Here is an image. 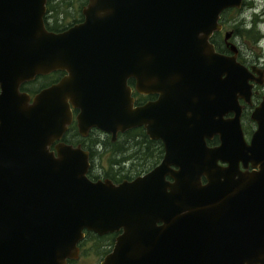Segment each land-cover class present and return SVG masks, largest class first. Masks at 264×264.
Listing matches in <instances>:
<instances>
[{"label":"water","instance_id":"water-1","mask_svg":"<svg viewBox=\"0 0 264 264\" xmlns=\"http://www.w3.org/2000/svg\"><path fill=\"white\" fill-rule=\"evenodd\" d=\"M86 1L80 21L52 31L46 0H0V264H62L83 230H121L100 264H264V176L229 189L215 158L231 157L230 137L203 144L238 126L237 74L207 36L241 0ZM57 69L32 95L20 89ZM128 77L157 99L132 105ZM73 108L82 134L142 124L163 141L160 161L118 183L89 179L86 151L60 140ZM253 116L249 147L264 131Z\"/></svg>","mask_w":264,"mask_h":264},{"label":"flooded vegetation","instance_id":"flooded-vegetation-1","mask_svg":"<svg viewBox=\"0 0 264 264\" xmlns=\"http://www.w3.org/2000/svg\"><path fill=\"white\" fill-rule=\"evenodd\" d=\"M243 4L244 0H241L239 8L231 7L221 11L216 19L218 27L213 29L209 36H207V43L211 45L213 52L225 56L226 60L232 63L231 67L233 72L237 74L236 76L240 83L237 84L235 82L228 85L231 89V95L236 99V105L238 106V126L226 131H215L208 136H203V144L208 148L219 146L221 137H230L228 138L230 139L228 142H230V145L233 144V149L228 151V154L231 157L229 158L227 154L220 150L215 158V163L221 170L220 174L217 175V180L229 189L233 187L235 181L238 182L237 178L239 175L264 176V131L249 147L251 137L258 125L253 113L264 120V14H250L249 20L246 19V14H224L228 10L243 8ZM72 15L75 16L76 14ZM70 19L72 20V17ZM45 20L47 23L49 22L47 19ZM71 20L64 21L63 25L68 26L75 22L70 23ZM78 21L80 20L78 19ZM63 73L64 71L61 72L60 76ZM53 81L49 80L41 87ZM126 84L129 86L130 95L133 98L132 105H142L147 101L157 99L159 96V91L147 83L139 84L138 88L140 90L135 88V78L133 77H128ZM29 94L32 95L33 93L29 92ZM77 111V108L72 109V119L63 131L60 140L73 146H79L86 151L88 165L85 174L89 179H108L112 183H118L147 171L160 161L164 152L163 141L159 137H150L142 124L121 131L117 130L113 138L110 132L100 130L94 126L89 127L82 134L78 131L74 119ZM233 115L234 111L227 110L222 117L227 119ZM69 127L72 129L71 133H69L72 135L71 138L67 137L68 134L64 136ZM133 128L136 131L132 137L127 130ZM116 141L122 145L123 149H127V151L125 150L127 153H124L125 151L122 150V153L118 154L122 161L126 162L137 156H140V159H142L144 156L147 162L150 161L153 165L149 168L144 166L133 173L129 171V173L122 172L120 175L97 174L93 171L94 161H100L101 154H107L111 142ZM180 141L178 140V142ZM131 147L133 150L134 148H139V150L128 152V148ZM226 156L231 160L229 171H225L228 162L222 158ZM176 167L174 164H170V168L176 169ZM144 168L145 170H142ZM204 175L203 173L200 174L199 180L201 184L206 182ZM164 177L169 182L173 181V178L169 174H165ZM154 224L161 225L162 221L156 220ZM120 231H108L98 234L92 230H83L82 237L76 243L77 250L75 256L66 258L62 264H100L104 255L111 250L115 236ZM139 250L140 254H142V248Z\"/></svg>","mask_w":264,"mask_h":264},{"label":"rangeland","instance_id":"rangeland-1","mask_svg":"<svg viewBox=\"0 0 264 264\" xmlns=\"http://www.w3.org/2000/svg\"><path fill=\"white\" fill-rule=\"evenodd\" d=\"M84 6L80 4L79 0H64L61 5H58L57 10L54 14L58 15V20L61 19V23L66 20H71L70 18L74 15L72 14H80L81 8ZM264 0H244L243 8L239 10H228L224 14H246V19L249 20L250 14H264ZM45 14H53V13H45ZM49 23L52 22L51 18H48ZM60 25V22L58 21ZM51 25V24H50ZM44 75V76H43ZM53 78L51 74H39L35 79L31 80L26 85L29 92L34 88H37L41 83L48 82L49 79ZM100 150V148H99ZM133 148H128V152H131ZM127 151V150H126ZM124 153H127V152ZM119 158V155H114L113 151L111 150V146L108 147L107 154H101L100 161H94L93 171L99 175H120L123 173H133L138 171L137 169L143 168V161L147 162V159L143 156L140 159V156L136 158L129 159L126 162L120 161L116 162ZM142 166V167H141Z\"/></svg>","mask_w":264,"mask_h":264},{"label":"trees","instance_id":"trees-1","mask_svg":"<svg viewBox=\"0 0 264 264\" xmlns=\"http://www.w3.org/2000/svg\"><path fill=\"white\" fill-rule=\"evenodd\" d=\"M79 1H80V4L81 5L85 4V2H86V0H79ZM63 2H64V0H46V3H45L46 10H45V12L46 13H53V14H47V15L45 14L43 16L44 24H45V27L47 29L60 30L63 27L64 28L66 27V26L62 25L61 19L58 20V15H60V14H54L56 12V10H57L58 5H61V3H63ZM79 17L81 18V14H76L75 16L72 17V20L70 21V23H72L73 21H77L78 19H80ZM48 18H51L52 19V22L51 23H49V22L47 23L46 22L45 19L48 20ZM58 21L60 22V25L58 24ZM61 72H62L61 70H54V71L48 73V74H51L53 76V79H49V80L50 81L55 80L56 78H58L60 76ZM48 74H46V75H48ZM37 76L38 75H36L35 77H37ZM35 77L33 79H35ZM30 81L31 80L25 81V82L21 83L20 89L29 91L28 88L26 87V85L29 84V83H32ZM45 83H47V82L41 83L37 88H34L30 92L31 93L34 92L35 90H37L39 87H41ZM71 131H72V129H71V127H69L67 133L66 132L64 133V136H66L68 134L67 137L68 138H71L72 135L69 134V133H71ZM135 131H136L135 128L127 130V132L130 133L132 137L134 136ZM68 141H70V139H68ZM110 145H111V150H113V152H114V155L121 154L122 153V150H124V151L127 150V149H123L122 145H120L117 141L116 142H111ZM136 150L138 151L139 148H134L133 152H135ZM120 161H122V160L119 157L116 160V162H120ZM142 164H143V166H146L147 168H149L150 166L153 165V163H151L150 161L149 162L143 161ZM142 170H145V168L142 169Z\"/></svg>","mask_w":264,"mask_h":264},{"label":"bare ground","instance_id":"bare-ground-1","mask_svg":"<svg viewBox=\"0 0 264 264\" xmlns=\"http://www.w3.org/2000/svg\"><path fill=\"white\" fill-rule=\"evenodd\" d=\"M104 134V133H103ZM103 137V136H102Z\"/></svg>","mask_w":264,"mask_h":264}]
</instances>
